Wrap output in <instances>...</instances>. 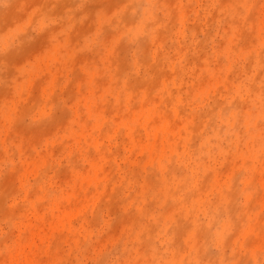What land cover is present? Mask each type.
Instances as JSON below:
<instances>
[{
    "label": "rangeland",
    "instance_id": "rangeland-1",
    "mask_svg": "<svg viewBox=\"0 0 264 264\" xmlns=\"http://www.w3.org/2000/svg\"><path fill=\"white\" fill-rule=\"evenodd\" d=\"M0 264H264V0H0Z\"/></svg>",
    "mask_w": 264,
    "mask_h": 264
},
{
    "label": "snow or ice",
    "instance_id": "snow-or-ice-1",
    "mask_svg": "<svg viewBox=\"0 0 264 264\" xmlns=\"http://www.w3.org/2000/svg\"><path fill=\"white\" fill-rule=\"evenodd\" d=\"M0 54L7 55V49L0 47Z\"/></svg>",
    "mask_w": 264,
    "mask_h": 264
}]
</instances>
